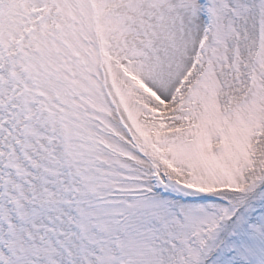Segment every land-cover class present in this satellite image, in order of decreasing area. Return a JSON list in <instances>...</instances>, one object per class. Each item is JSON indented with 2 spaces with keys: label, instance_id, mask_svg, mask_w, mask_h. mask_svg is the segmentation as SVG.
I'll list each match as a JSON object with an SVG mask.
<instances>
[{
  "label": "snow or ice",
  "instance_id": "6c2138e0",
  "mask_svg": "<svg viewBox=\"0 0 264 264\" xmlns=\"http://www.w3.org/2000/svg\"><path fill=\"white\" fill-rule=\"evenodd\" d=\"M0 264H264V0H0Z\"/></svg>",
  "mask_w": 264,
  "mask_h": 264
}]
</instances>
